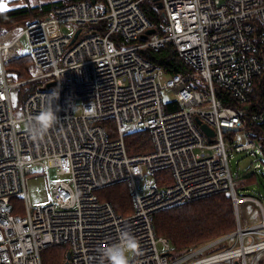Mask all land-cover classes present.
I'll return each instance as SVG.
<instances>
[{
	"label": "built area",
	"instance_id": "1",
	"mask_svg": "<svg viewBox=\"0 0 264 264\" xmlns=\"http://www.w3.org/2000/svg\"><path fill=\"white\" fill-rule=\"evenodd\" d=\"M158 1L68 2L32 20L12 44L0 42V264H44V251L59 245H68L71 264H108L103 251L119 242L122 230L139 245L130 264H255L257 256H250L264 250V205L239 192L227 148V136L248 130L249 118L264 121V109L249 110L254 80L264 72V0ZM149 2L163 16L161 27L144 9ZM60 26L71 33L50 29ZM152 28L156 32L144 38ZM169 41L189 72L167 76L145 57L146 50L159 51ZM23 55L31 56L42 73L14 80L5 64ZM29 83L35 89L19 118L12 93ZM220 88L229 103L218 95ZM171 93L175 109L165 101ZM48 106L58 119L36 135L34 118ZM197 117L215 130L213 142ZM105 121L116 122L117 129L109 131ZM138 130L149 131L153 145L131 154L126 135ZM248 134L244 144L231 143L233 150L258 158L262 148ZM34 165L57 167L60 175L70 176L54 184L45 206L29 198V177L39 176ZM146 173L154 179H146L142 193ZM121 182L129 185L134 202L128 215L97 194ZM221 192L233 201L237 228L222 238H232L233 244L200 257L219 239L172 257V243L157 234L156 214ZM16 197L26 201L24 215L14 211ZM248 200L261 209L259 223L241 216L240 204Z\"/></svg>",
	"mask_w": 264,
	"mask_h": 264
},
{
	"label": "trees",
	"instance_id": "2",
	"mask_svg": "<svg viewBox=\"0 0 264 264\" xmlns=\"http://www.w3.org/2000/svg\"><path fill=\"white\" fill-rule=\"evenodd\" d=\"M72 1L77 0L49 1L36 6L26 5L20 8L0 10V30H7L17 24H29L34 19L50 15L56 7ZM143 6L154 23L158 27H161L163 16L156 6L151 2L143 4ZM144 55L161 65L167 73V76L179 72L187 73L191 70L189 65L180 56L173 41H169L159 51L146 50ZM10 72L20 80L29 77L27 71L23 68L12 69L11 67ZM27 75L28 77H26ZM33 85H35V83ZM34 88L31 87L30 91H26V96ZM218 95L225 103H229L231 100L227 92L221 88L218 89ZM250 105L249 110L251 112L264 109V72L254 80L253 100ZM177 107L178 105L174 101L168 102V109H175ZM246 108L248 109V107ZM108 122L109 121H105L103 123L106 128ZM247 129L251 135L257 139L262 148L261 151L264 153V121L254 122L249 118ZM126 144L131 154L148 152L153 145L151 134L146 130L128 133L126 135ZM237 179L239 180V178ZM250 181H252V179L247 182ZM106 198L111 201L116 210L123 215H128L134 211L132 196L129 194L126 187H122V184L119 185L118 183L112 185L109 188ZM14 211L15 213H19L16 207ZM155 227L159 236L167 237L172 243L171 256H181L198 247L216 242L220 238L236 230L237 222L232 198L229 193L221 192L201 200L173 206L156 214ZM214 247L215 246H211L209 249H213L212 251H214ZM53 248L54 247H51L44 251V264H65L67 259L66 253L69 251V247L66 246L64 249L65 251L61 250L51 253V249Z\"/></svg>",
	"mask_w": 264,
	"mask_h": 264
},
{
	"label": "rangeland",
	"instance_id": "3",
	"mask_svg": "<svg viewBox=\"0 0 264 264\" xmlns=\"http://www.w3.org/2000/svg\"><path fill=\"white\" fill-rule=\"evenodd\" d=\"M35 1H55V0H14V1H6L1 0L0 5H3V9L6 8L7 5H12L13 2L15 3V6H11V8H20L26 5H32ZM28 23L24 24H17L12 26L9 29H5L4 31L0 30V42L2 44H12L13 41L22 34L23 30L27 26ZM52 32L58 31L62 34L71 33L66 30L64 26L60 27H51L50 28ZM22 44L28 48L27 39L23 37ZM28 52L27 50L25 51ZM28 55H23L20 57H9V60L5 64V70L8 76L13 78L14 80H20L15 75H12L10 70L14 68H23L27 71V74L29 77L40 75L42 72L37 69L35 66V63L33 59ZM1 68V63H0ZM1 75V70H0ZM28 75L26 77H28ZM28 77V78H29ZM25 79V78H23ZM22 80V79H21ZM31 84V85H30ZM34 83L24 84L12 93V100H13V106H14V112L16 117H22L23 116V106L26 97V91H30L31 87L34 88ZM35 89V88H34ZM175 99V95L173 93L165 96V101L169 102L171 100ZM80 103V102H78ZM81 111L77 110V113H80ZM109 131L114 132L117 129L116 122L109 121L106 124ZM248 133H250L248 130H243L238 133H235L232 136H227V148L231 152L230 156V166L232 169V173L235 176V178H239V187L238 190L241 194H247L249 196L258 198L262 204L264 205V153L262 151H259L258 158L251 155L248 150L244 151H236L233 150V146L231 143L235 142L237 144H244L247 141ZM146 153V152H145ZM258 164H260V167L257 168ZM33 172L39 174V176L35 177L31 175L28 180V192H29V198L31 200V203L35 206H45L49 204L52 201L53 197V187L54 184L61 179L70 180V176L60 175L58 173L57 167H51V166H40V165H34L32 166ZM152 178L154 179V175H151L150 173H146L143 177V181L141 186L139 187L140 192H145L147 190V184L146 179ZM252 179V181L247 182L248 180ZM122 184V187H126L130 194V187L126 182H121L119 185ZM111 187V186H110ZM108 186L102 189H99L97 191L98 196L104 200L107 199L106 196L109 192ZM133 201V200H132ZM12 203L15 205L16 209L19 211V214L24 215L26 211V201L23 198L16 197L12 200ZM133 208H134V202H133ZM240 211L241 216L246 217L249 219V222L251 224L259 223L263 220V215L261 212V209L251 200L245 201L240 204ZM131 214V213H130ZM236 215V214H235ZM237 222V219H236ZM264 231V229H263ZM263 238V237H261ZM222 239V238H220ZM221 244L213 245V249L207 248V251H204L203 254H200V257L207 256L213 253H216L218 251H221L225 248H229L234 240L232 238H227L225 240H220ZM68 247V245H59L55 246L53 249H51V253H55L57 251H65L64 249ZM207 245L201 246L205 247ZM198 247V248H201ZM196 248V249H198ZM195 250V249H194ZM191 250V251H194ZM67 254V253H66ZM129 258L132 257V253H128ZM257 256L256 263L255 264H264V250L260 251L259 253L250 256V259Z\"/></svg>",
	"mask_w": 264,
	"mask_h": 264
},
{
	"label": "clouds",
	"instance_id": "4",
	"mask_svg": "<svg viewBox=\"0 0 264 264\" xmlns=\"http://www.w3.org/2000/svg\"><path fill=\"white\" fill-rule=\"evenodd\" d=\"M51 93L49 96H53ZM56 111L51 106L46 107L38 114L35 120V127L32 129L36 135H42L51 128L57 121ZM138 241L130 231H121L119 242L112 244L103 251V256L108 264H130L128 253H135L138 249Z\"/></svg>",
	"mask_w": 264,
	"mask_h": 264
},
{
	"label": "water",
	"instance_id": "5",
	"mask_svg": "<svg viewBox=\"0 0 264 264\" xmlns=\"http://www.w3.org/2000/svg\"><path fill=\"white\" fill-rule=\"evenodd\" d=\"M156 1H158V0H156ZM93 2H96V0H93ZM157 3H158V7H159V8H162V4H161V2L158 1ZM80 31H81V29L78 30L77 33L75 34V37H74V39H73V42H74V41L76 40V38L78 37ZM155 32H156V29H155V28H152V29L148 30V31L146 32V34L143 35V37H144V38H148V36H149L150 34H153V33H155ZM196 120H197V123H198V124L200 125V127L202 128V130H204V131L210 136L209 140H210L211 142H213L214 139H213L212 137L215 135V130H214L213 128H211L207 123H204L199 117H197ZM70 259H71V251H68V252H67V259H66V261H65V264H71Z\"/></svg>",
	"mask_w": 264,
	"mask_h": 264
},
{
	"label": "crops",
	"instance_id": "6",
	"mask_svg": "<svg viewBox=\"0 0 264 264\" xmlns=\"http://www.w3.org/2000/svg\"><path fill=\"white\" fill-rule=\"evenodd\" d=\"M6 1H14V0H6ZM55 1H57V0H55ZM44 2H49V1H35L32 3V6H36V5H39V4L44 3ZM11 6H15V3L13 2L12 5H7L6 8L3 10L13 9V8H11ZM15 8H17V7H15Z\"/></svg>",
	"mask_w": 264,
	"mask_h": 264
},
{
	"label": "snow or ice",
	"instance_id": "7",
	"mask_svg": "<svg viewBox=\"0 0 264 264\" xmlns=\"http://www.w3.org/2000/svg\"><path fill=\"white\" fill-rule=\"evenodd\" d=\"M3 7H4L3 5H0V10H3Z\"/></svg>",
	"mask_w": 264,
	"mask_h": 264
},
{
	"label": "bare ground",
	"instance_id": "8",
	"mask_svg": "<svg viewBox=\"0 0 264 264\" xmlns=\"http://www.w3.org/2000/svg\"><path fill=\"white\" fill-rule=\"evenodd\" d=\"M8 52H10V51H8Z\"/></svg>",
	"mask_w": 264,
	"mask_h": 264
}]
</instances>
